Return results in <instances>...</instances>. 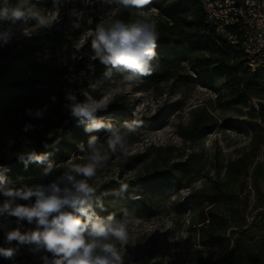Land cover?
I'll return each mask as SVG.
<instances>
[{
	"label": "trees",
	"instance_id": "1",
	"mask_svg": "<svg viewBox=\"0 0 264 264\" xmlns=\"http://www.w3.org/2000/svg\"><path fill=\"white\" fill-rule=\"evenodd\" d=\"M35 1L30 0V5ZM52 1L43 0L44 6H51ZM15 3L16 0H10V6ZM141 3L154 9L150 16L137 17L135 7L119 5L112 18L129 24L144 19L155 22L158 66L151 75L135 81L139 87L157 89L170 79L196 78L214 91L215 99L222 106L247 107L250 98L255 97L259 108L249 107L243 121L237 117L221 119L222 127L239 128L244 122L251 132L249 146L228 158L217 169L216 175L206 176L198 187H193L192 183L199 178L203 166L199 154L192 152L186 159L176 161L160 156L156 162L154 157L153 162L157 164L154 169L142 176L137 175L132 182L121 183L119 189L123 194L133 196L131 206L140 209L146 205V193L153 191L152 195L157 196L158 189L168 186L190 188V204L195 208L190 223L196 231L199 245L190 256V264H264V201L261 200L264 158L258 159L264 146V70L250 71L240 46L213 32L205 20L208 7L204 0H143ZM2 6L3 0H0ZM2 23L10 24L7 21ZM17 24L18 21L14 25ZM63 37L62 32L51 29L10 37L7 43L0 41V175L6 177L9 187L47 185L56 170L54 168L45 175L47 162H29L25 167L18 158L20 153L33 150L37 154L51 153L49 162L56 165L68 159L80 144L86 148L91 136H97L107 147L105 129L85 132L84 124L72 117L70 111L62 110L67 83L64 78L66 66L39 56L45 44L60 42ZM87 71L88 79L79 87L77 94L79 102L92 97V90L86 87L88 81L97 82L116 73L113 70L106 75V66L98 60H92ZM108 103L101 111L120 115L128 112L126 104H118L113 98ZM28 109L32 115L28 114ZM43 109L46 110L42 117L34 115ZM217 121L218 117L207 106L200 105L193 108L186 123L177 124V132L184 140L192 141L212 131ZM25 125L33 127L24 131ZM130 136L126 137V144L136 141L134 136ZM152 148L148 146L142 153L127 156L124 165L135 168L152 154ZM171 148L164 146V154H168L166 151ZM247 176L251 178L258 200L254 207H261L251 221L247 220V204L243 203L241 196ZM6 199L0 194V205ZM32 199L34 201L35 198ZM102 202L103 208L96 211L105 217L114 209L110 202L103 199ZM16 203L27 202L17 200ZM6 216V213L0 214V247H12L16 251L11 258L0 256V264H17L20 255L31 245L6 242L5 232L17 227L16 222L6 224ZM20 230L24 231V225ZM42 255L51 258V253L43 251ZM140 264L162 262L149 253Z\"/></svg>",
	"mask_w": 264,
	"mask_h": 264
},
{
	"label": "rangeland",
	"instance_id": "2",
	"mask_svg": "<svg viewBox=\"0 0 264 264\" xmlns=\"http://www.w3.org/2000/svg\"><path fill=\"white\" fill-rule=\"evenodd\" d=\"M139 4V7H135L137 17L150 16L154 9L146 3ZM31 6L45 15L52 25L41 27L35 19L29 17L18 21L17 25L0 23V30L11 26L13 38L51 29L64 34L60 42L45 44L39 56L66 66L67 73L64 78L67 83L61 106L64 112H68L70 109L66 106L69 103L67 94L72 92L77 97L79 87L88 79L87 70L91 68L93 54L91 40L96 25L112 20L119 4L109 3L108 0H61L58 6H54L53 0L51 6L45 7L43 0H36ZM77 23L79 27H76ZM86 87L92 90V99L98 101L106 95V102L113 98L118 104H126L128 107V112L123 115L99 110L98 117L110 120L115 125L132 121H136L138 125L137 131L130 136H134L136 141L126 144L124 150L118 148L112 153L105 146L108 159L89 180L97 195L107 193L102 199L113 205L114 211L107 213L104 218L114 214L116 219L126 221L128 244L124 246L117 242V248L123 254L124 264H140L142 258L149 253L162 264H190V256L199 248L196 231L190 223V218L195 212V208L190 204V188L163 187L156 191L157 196L152 195L153 191H146V205L137 209L130 204L133 196L120 191L121 183L132 182L137 175L142 176L154 169L157 165L153 162L154 157L157 158L156 162L160 160V156L176 161L186 159L190 153L197 152L203 167L192 186L198 187L206 176L216 175L217 169L222 167L228 158L248 148L251 132L244 122L242 127L232 128L222 127L220 121L226 117H237L243 121L247 117L249 107L252 106L256 110L259 108L258 99L250 98L247 107L222 106L215 99L214 91L202 85L196 78L170 79L162 82L157 89H143L137 82H125L123 75L118 72L97 82L88 81ZM200 105L207 106L218 117L217 124L212 131L192 141L184 140L177 132V124L186 123L193 108ZM148 146L153 148L147 159L135 168L124 165L127 156L142 153ZM164 146L172 147L169 152L166 151L168 154H164ZM158 147L161 149L156 150ZM158 153L161 155L158 156ZM262 158L264 146L258 154V159ZM69 163H86L85 153L78 148L68 159L57 163L49 183L62 175ZM261 191V200L264 201V182H261ZM241 196L243 203L247 204V220L251 221L261 207H254L258 200L251 186L250 176L245 178ZM14 222L15 217L6 216V224ZM23 225L24 231L35 227L27 221L23 222ZM34 248L35 246L31 245L25 250L17 264H44L43 251H35Z\"/></svg>",
	"mask_w": 264,
	"mask_h": 264
},
{
	"label": "clouds",
	"instance_id": "3",
	"mask_svg": "<svg viewBox=\"0 0 264 264\" xmlns=\"http://www.w3.org/2000/svg\"><path fill=\"white\" fill-rule=\"evenodd\" d=\"M108 2L125 8L140 6L137 0ZM60 3L61 0H54V6ZM3 5L0 7V23L7 21L14 25L30 17L41 27L52 25L45 15L34 10L30 0H16L14 6H10V0H3ZM56 12L58 15V7ZM76 27H79L78 23ZM11 33V26L0 30V41L7 43ZM156 47L157 30L154 21L144 19L129 24L122 20H109L96 25L91 40V59L106 66V75L115 70L123 75L125 82L132 83L155 71L158 66ZM84 95L87 96V93ZM52 99L55 100V97ZM66 99L69 101L66 106L71 116L85 125V132L106 130L107 150L112 153L118 148L124 150L126 137L137 131L136 121L114 125L110 120L97 116V112L106 109L109 104L106 95L98 101L88 97L87 101L79 102L76 95L69 92ZM45 110H37L34 115L42 117ZM26 111L29 115L33 114L31 109ZM32 127L25 125L24 131ZM78 147L85 153L86 163H69L67 170L47 185L13 188L7 185L6 177L0 175V194L7 198L0 205V214L15 217L17 224L16 228L5 232L6 242L34 245L35 251L51 253V258L48 255L42 256L44 264H124L117 242L124 246L128 244L126 221L116 219L114 214L106 218L98 215L96 209L103 208L102 197L107 193L97 195L96 189L89 183L97 169L108 159L105 143L97 136H91L87 150L83 144ZM50 155L37 154L33 150L18 154V158L25 163V167L29 162H47V175L56 167L49 162ZM32 198H35L34 201ZM17 200L27 203H16ZM25 221L35 227L22 232L20 229ZM15 251L12 247H0V256L11 258Z\"/></svg>",
	"mask_w": 264,
	"mask_h": 264
},
{
	"label": "built area",
	"instance_id": "4",
	"mask_svg": "<svg viewBox=\"0 0 264 264\" xmlns=\"http://www.w3.org/2000/svg\"><path fill=\"white\" fill-rule=\"evenodd\" d=\"M207 1L212 2V12L205 14V20L213 32L240 46L245 57L250 58V71L264 64V0L246 2L248 21L258 19V30H250L249 34L237 33L238 21L234 16L237 0ZM241 35H248V43H241Z\"/></svg>",
	"mask_w": 264,
	"mask_h": 264
},
{
	"label": "bare ground",
	"instance_id": "5",
	"mask_svg": "<svg viewBox=\"0 0 264 264\" xmlns=\"http://www.w3.org/2000/svg\"><path fill=\"white\" fill-rule=\"evenodd\" d=\"M208 7V14L212 12V2L204 0ZM259 0H237V5L234 8V16L238 21L237 33L249 34L250 30H258V19H250L248 21V10H246V2ZM208 23V20H206ZM221 36V35H219ZM222 37V36H221ZM241 43H248V35H241ZM248 66L250 65V58H246ZM264 70V64L254 67V71Z\"/></svg>",
	"mask_w": 264,
	"mask_h": 264
},
{
	"label": "snow or ice",
	"instance_id": "6",
	"mask_svg": "<svg viewBox=\"0 0 264 264\" xmlns=\"http://www.w3.org/2000/svg\"><path fill=\"white\" fill-rule=\"evenodd\" d=\"M141 2H143V0H137V3H141Z\"/></svg>",
	"mask_w": 264,
	"mask_h": 264
}]
</instances>
